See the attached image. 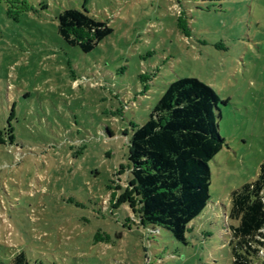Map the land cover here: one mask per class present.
Segmentation results:
<instances>
[{"label":"rangeland","instance_id":"1","mask_svg":"<svg viewBox=\"0 0 264 264\" xmlns=\"http://www.w3.org/2000/svg\"><path fill=\"white\" fill-rule=\"evenodd\" d=\"M68 9L113 33L68 46ZM184 78L217 94L226 140L188 245L141 225L128 167L132 124ZM263 162L264 0H0V264H233L231 193Z\"/></svg>","mask_w":264,"mask_h":264},{"label":"trees","instance_id":"2","mask_svg":"<svg viewBox=\"0 0 264 264\" xmlns=\"http://www.w3.org/2000/svg\"><path fill=\"white\" fill-rule=\"evenodd\" d=\"M178 26L190 37L181 13ZM113 33L105 23L77 10L58 16V34L70 47L91 53ZM219 97L196 78L171 83L142 126L132 124L129 171L140 191L141 225L164 229L188 245L192 222L207 209L212 184L211 162L224 149L217 123ZM228 218L233 264H252L264 249V162L255 181L231 193ZM98 233L97 241H110ZM11 264H28L24 253Z\"/></svg>","mask_w":264,"mask_h":264}]
</instances>
